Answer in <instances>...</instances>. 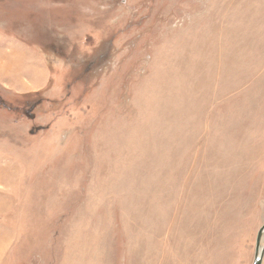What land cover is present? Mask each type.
<instances>
[{
  "label": "rangeland",
  "instance_id": "1",
  "mask_svg": "<svg viewBox=\"0 0 264 264\" xmlns=\"http://www.w3.org/2000/svg\"><path fill=\"white\" fill-rule=\"evenodd\" d=\"M263 183L264 0H0V264H253Z\"/></svg>",
  "mask_w": 264,
  "mask_h": 264
},
{
  "label": "water",
  "instance_id": "2",
  "mask_svg": "<svg viewBox=\"0 0 264 264\" xmlns=\"http://www.w3.org/2000/svg\"><path fill=\"white\" fill-rule=\"evenodd\" d=\"M263 233H264V225L258 230L257 233V242H256V254L253 260V264H261L262 262V257L264 253V248L260 246V241L263 239Z\"/></svg>",
  "mask_w": 264,
  "mask_h": 264
},
{
  "label": "bare ground",
  "instance_id": "3",
  "mask_svg": "<svg viewBox=\"0 0 264 264\" xmlns=\"http://www.w3.org/2000/svg\"><path fill=\"white\" fill-rule=\"evenodd\" d=\"M263 236H264V233H263ZM263 238V237H262ZM262 240V239H261Z\"/></svg>",
  "mask_w": 264,
  "mask_h": 264
},
{
  "label": "crops",
  "instance_id": "4",
  "mask_svg": "<svg viewBox=\"0 0 264 264\" xmlns=\"http://www.w3.org/2000/svg\"><path fill=\"white\" fill-rule=\"evenodd\" d=\"M263 185H264V183H263Z\"/></svg>",
  "mask_w": 264,
  "mask_h": 264
}]
</instances>
